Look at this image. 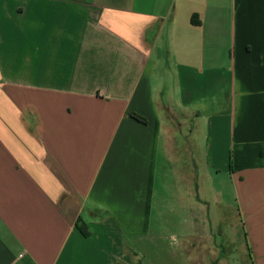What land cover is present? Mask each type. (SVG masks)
<instances>
[{
  "label": "crops",
  "instance_id": "0c3cea01",
  "mask_svg": "<svg viewBox=\"0 0 264 264\" xmlns=\"http://www.w3.org/2000/svg\"><path fill=\"white\" fill-rule=\"evenodd\" d=\"M160 154L159 215L221 169L264 264V0H0V264H145Z\"/></svg>",
  "mask_w": 264,
  "mask_h": 264
},
{
  "label": "rangeland",
  "instance_id": "374dc122",
  "mask_svg": "<svg viewBox=\"0 0 264 264\" xmlns=\"http://www.w3.org/2000/svg\"><path fill=\"white\" fill-rule=\"evenodd\" d=\"M203 136V133L199 135L201 143ZM201 147L203 148V143ZM208 170L209 172L206 174L200 168L201 179L208 176L207 180H201L203 181V187L202 184L200 187L202 191L201 206H203L206 224H213L212 226L208 225L207 231L188 230L189 232L185 231L188 233L186 234L182 228L195 222V220L188 221L187 213L179 212L170 204L173 208L166 207L163 215H159L160 204H163L162 201L167 199L165 196H168L166 202L171 203L170 194L173 187L172 182H174L167 163L163 156L159 155L155 181V200L158 203L153 209L152 241L149 245L139 243L136 246L137 252L146 256L145 264H252L245 254L244 234L227 174L223 170L213 167ZM203 173L206 174L205 177ZM206 191L208 192L206 193ZM212 192H214L213 198L211 197ZM162 195L164 199L161 197ZM181 220L184 223H181ZM199 221H202V217ZM159 235H162L161 238ZM198 237L203 239H198ZM198 240L204 242L197 244ZM213 248L220 250V257L223 256L224 261L213 260ZM210 251L211 256L208 255Z\"/></svg>",
  "mask_w": 264,
  "mask_h": 264
},
{
  "label": "trees",
  "instance_id": "16d2710c",
  "mask_svg": "<svg viewBox=\"0 0 264 264\" xmlns=\"http://www.w3.org/2000/svg\"><path fill=\"white\" fill-rule=\"evenodd\" d=\"M131 115H132L134 118H136V119H138V120H140V121L145 122V118L142 117L141 115H139V114H137V113H134V112H132Z\"/></svg>",
  "mask_w": 264,
  "mask_h": 264
}]
</instances>
